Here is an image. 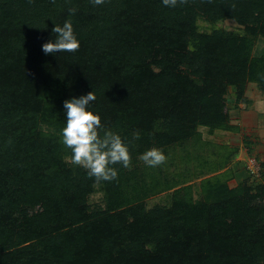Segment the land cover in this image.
<instances>
[{"label":"trees","instance_id":"1","mask_svg":"<svg viewBox=\"0 0 264 264\" xmlns=\"http://www.w3.org/2000/svg\"><path fill=\"white\" fill-rule=\"evenodd\" d=\"M199 19L245 35L201 33ZM65 20L79 49L46 55ZM255 35L264 40V0H0V264H264V171L260 185L228 188L221 168L193 201L138 163L200 140L199 127L237 129L229 88L237 100L248 83L264 94ZM89 92L130 153L111 181L67 161L61 142L64 101ZM98 189L102 206L89 203ZM170 190L169 205L147 207Z\"/></svg>","mask_w":264,"mask_h":264},{"label":"rangeland","instance_id":"2","mask_svg":"<svg viewBox=\"0 0 264 264\" xmlns=\"http://www.w3.org/2000/svg\"><path fill=\"white\" fill-rule=\"evenodd\" d=\"M197 24L201 33L222 29L239 36L245 35L244 27L233 20L211 23L199 19ZM251 40L252 56L264 55V40L258 35L251 37ZM226 99L229 124L237 128L235 131L216 130L209 134L207 128L199 127L200 140H190L184 148H174L168 152L164 164L155 167L157 168L155 174H159L158 169H161L160 173H163L161 176H167L166 185L169 184V187L179 185L177 188L181 190L182 187L188 189L193 201L202 198L203 183L221 168L223 170L216 176L219 177L216 180L225 181L228 188H235L244 183L255 187L263 183L261 172L264 171V94L255 84L248 83L240 99L237 100L233 88H229ZM253 159L260 167L258 178H254L253 175L251 177L246 170V164ZM66 160L71 161L70 158ZM138 163L139 166L148 165L142 158ZM189 184L191 185L188 186ZM204 186L206 187L207 183H204ZM173 191L150 197L146 202L147 207L169 205ZM89 203L95 206L103 205V194L99 189L89 198Z\"/></svg>","mask_w":264,"mask_h":264},{"label":"clouds","instance_id":"3","mask_svg":"<svg viewBox=\"0 0 264 264\" xmlns=\"http://www.w3.org/2000/svg\"><path fill=\"white\" fill-rule=\"evenodd\" d=\"M101 4L104 0H93ZM182 0H162V3L175 8ZM75 12V9H71ZM52 33L55 37L42 45L46 55L56 53H75L80 47V40L74 31L71 20H65L62 25L54 24ZM96 99L93 92L79 97H72L63 103L65 125L62 128V144L70 150V160L73 164L82 166L90 177L99 181H111L117 178L118 172L113 165L122 164L128 167L130 153L128 145L121 136L106 129L101 123L98 113L92 111L91 102ZM102 133V134H101ZM142 159L150 166L162 164L166 157L158 149H150L143 153Z\"/></svg>","mask_w":264,"mask_h":264},{"label":"built area","instance_id":"4","mask_svg":"<svg viewBox=\"0 0 264 264\" xmlns=\"http://www.w3.org/2000/svg\"><path fill=\"white\" fill-rule=\"evenodd\" d=\"M246 170H248L250 175H253L254 178L260 177L259 171L260 167L256 160H249L246 164Z\"/></svg>","mask_w":264,"mask_h":264}]
</instances>
